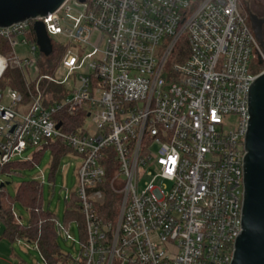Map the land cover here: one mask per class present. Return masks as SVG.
<instances>
[{
    "label": "built area",
    "instance_id": "1",
    "mask_svg": "<svg viewBox=\"0 0 264 264\" xmlns=\"http://www.w3.org/2000/svg\"><path fill=\"white\" fill-rule=\"evenodd\" d=\"M37 20L65 49L43 73L36 19L0 28L10 47L0 80L16 68L25 82L24 92L0 86V168L57 141L81 156L85 242L70 264H231L249 92L264 72L239 0H67ZM62 113L84 114L76 132ZM109 193L115 219L100 211ZM59 234L71 238L61 223Z\"/></svg>",
    "mask_w": 264,
    "mask_h": 264
},
{
    "label": "water",
    "instance_id": "2",
    "mask_svg": "<svg viewBox=\"0 0 264 264\" xmlns=\"http://www.w3.org/2000/svg\"><path fill=\"white\" fill-rule=\"evenodd\" d=\"M67 0H0V28L36 19L34 31L40 51L53 52L45 24L38 18L56 12ZM84 1V0H81ZM256 39L264 51V17L249 15ZM262 64V57L258 55ZM61 123L57 125V128ZM1 184V187L5 186ZM231 264H264V72L251 84L245 137L242 230Z\"/></svg>",
    "mask_w": 264,
    "mask_h": 264
},
{
    "label": "rangeland",
    "instance_id": "3",
    "mask_svg": "<svg viewBox=\"0 0 264 264\" xmlns=\"http://www.w3.org/2000/svg\"><path fill=\"white\" fill-rule=\"evenodd\" d=\"M239 7L248 19L250 14L264 17V6L260 0H239ZM262 52L264 53L263 50ZM16 53L21 56H31L29 46H17ZM251 68L258 71L262 66L252 58ZM229 124H235V119L229 120ZM87 126H91L89 120ZM39 150L40 146H28L20 155L15 156L12 162L19 166L11 176L2 174L0 183L6 184V192L13 202L16 216L23 225H27L30 219L29 211L16 199L17 187L24 181H37L42 187L44 209L52 213L62 225L69 223L68 232L71 238L67 239L66 235L62 234L57 238L60 251L76 259L82 249L80 225L77 221H68L66 210L67 203L77 193L78 170L82 158L69 150L66 155L59 157L50 148H46L37 154L38 159L35 164L26 163ZM118 212L119 208L116 207L112 215L113 219ZM0 264H43V260L36 244L25 240L11 241L4 237V227L0 223Z\"/></svg>",
    "mask_w": 264,
    "mask_h": 264
},
{
    "label": "trees",
    "instance_id": "4",
    "mask_svg": "<svg viewBox=\"0 0 264 264\" xmlns=\"http://www.w3.org/2000/svg\"><path fill=\"white\" fill-rule=\"evenodd\" d=\"M264 6V0H260ZM65 47L61 44L53 42V52L50 56L44 55V61L41 62V72L51 73L57 65L60 57L64 52ZM10 50L7 40L0 37V53L7 54ZM2 88L11 87L21 92L25 91V82L21 71L16 68H9L5 73L2 80H0ZM57 98L63 97L64 92L61 86L52 85L48 89ZM63 126L66 131L76 132L83 123L84 114L81 113L76 117H71L62 113ZM46 148H50L56 156H64L68 153L67 147L61 142L57 141L41 148L31 160L26 163L35 164L40 152ZM22 165V164H21ZM20 165V166H21ZM19 166L10 162L5 167L0 168V173L11 176L15 168ZM6 185L0 187V223L4 227V237L11 241L25 240L36 244L41 255L47 261V264H70L71 256L65 255L60 251L57 243L59 235V221L56 217L46 211L43 206L42 187L37 181H24L17 187L16 199L29 211L30 219L27 225H23L19 221L13 210V202L6 192ZM108 195V193H107ZM114 196L111 197L110 193L107 197L106 205L100 210L107 217L113 214L115 209ZM76 197L67 203L66 217L69 222L77 221L80 225L81 242H85V226L82 214L77 210L75 205ZM68 224H64L68 230Z\"/></svg>",
    "mask_w": 264,
    "mask_h": 264
}]
</instances>
